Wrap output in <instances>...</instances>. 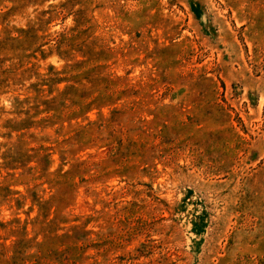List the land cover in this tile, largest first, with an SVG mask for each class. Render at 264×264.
Listing matches in <instances>:
<instances>
[{
    "label": "rangeland",
    "instance_id": "rangeland-1",
    "mask_svg": "<svg viewBox=\"0 0 264 264\" xmlns=\"http://www.w3.org/2000/svg\"><path fill=\"white\" fill-rule=\"evenodd\" d=\"M0 264H264V0H0Z\"/></svg>",
    "mask_w": 264,
    "mask_h": 264
}]
</instances>
